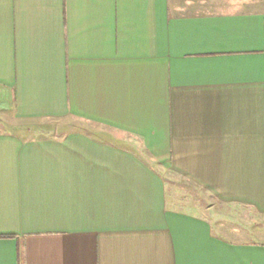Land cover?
Segmentation results:
<instances>
[{"label":"crops","instance_id":"1","mask_svg":"<svg viewBox=\"0 0 264 264\" xmlns=\"http://www.w3.org/2000/svg\"><path fill=\"white\" fill-rule=\"evenodd\" d=\"M2 114L0 264H264V0H0Z\"/></svg>","mask_w":264,"mask_h":264},{"label":"rangeland","instance_id":"2","mask_svg":"<svg viewBox=\"0 0 264 264\" xmlns=\"http://www.w3.org/2000/svg\"><path fill=\"white\" fill-rule=\"evenodd\" d=\"M75 123L73 120H65V121H60L58 123H55L50 127V132L51 133H57V134H67L73 132V129H75ZM38 128L40 126L38 124H33V123H20L19 121H15L14 119H10L8 117H5L0 115V132H14V133H30L34 134L37 132ZM43 132V130H41ZM39 132V131H38ZM166 179L168 180V177L166 176Z\"/></svg>","mask_w":264,"mask_h":264}]
</instances>
